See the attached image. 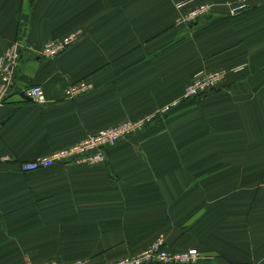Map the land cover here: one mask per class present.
<instances>
[{
  "label": "crops",
  "instance_id": "1",
  "mask_svg": "<svg viewBox=\"0 0 264 264\" xmlns=\"http://www.w3.org/2000/svg\"><path fill=\"white\" fill-rule=\"evenodd\" d=\"M74 32L55 58L22 51L0 108V264H108L157 237L194 264H264V0H0V55ZM33 85L46 104L22 97ZM139 119L102 163L20 168Z\"/></svg>",
  "mask_w": 264,
  "mask_h": 264
},
{
  "label": "built area",
  "instance_id": "2",
  "mask_svg": "<svg viewBox=\"0 0 264 264\" xmlns=\"http://www.w3.org/2000/svg\"><path fill=\"white\" fill-rule=\"evenodd\" d=\"M245 5L239 3L230 6V15H237ZM207 7H201L188 14L187 22H194L199 16L206 14ZM77 34H71L62 38L47 41L37 52L28 49L27 45L20 40L11 43L0 55V108L4 105L9 96L14 83L15 74L21 59L22 51L26 50L34 56L44 59H52L63 53L75 40ZM224 72L216 71L200 74L188 83L183 91V99H193L207 94L217 88L223 79ZM75 92L79 93L84 86H76ZM24 94L35 104L44 105L47 103L43 88L40 85L29 86L22 90ZM174 105V104H173ZM167 108L164 109V111ZM146 119L136 121L125 120L108 128L99 130L94 134L86 136L80 142L63 148L52 155L37 157L31 161L21 163L20 168L23 172H31L52 166L55 162L65 163H84L99 164L104 162V151L108 147L114 146L117 142L127 139L139 133L146 125ZM199 253L195 250L170 251L167 249L162 237L154 239L146 248L119 258L108 264H194L199 260ZM33 264V263H26ZM39 264H85L84 260L76 259L70 262L61 263L55 259L45 260Z\"/></svg>",
  "mask_w": 264,
  "mask_h": 264
},
{
  "label": "rangeland",
  "instance_id": "3",
  "mask_svg": "<svg viewBox=\"0 0 264 264\" xmlns=\"http://www.w3.org/2000/svg\"><path fill=\"white\" fill-rule=\"evenodd\" d=\"M229 4H227V6H228ZM201 7H207V11H209V10H211V8H212V6L211 5H209V4H202V5H199V6H197L196 8H194V9H192V10H190L189 11V13L191 12V11H193V10H195V9H198V8H201ZM230 6H228V8H229ZM188 13V14H189ZM207 13V12H206ZM205 14H203V15H201V16H199L197 19H199V18H201L202 16H204ZM187 17H188V15H187ZM187 17H186V23H188L187 22ZM196 19V20H197ZM190 23H192V22H190ZM71 34H77L78 36L75 38V40H74V42H76L78 39H79V34H78V32H74V33H71ZM71 34H68V35H71ZM67 36V35H66ZM62 38V37H61ZM73 42V43H74ZM72 43V44H73ZM71 44V45H72ZM216 72V71H215ZM125 121V120H124ZM121 122H123V121H121ZM120 123V122H119ZM118 124V123H117ZM115 125V124H114ZM113 126V125H112ZM108 128V127H107ZM88 136V135H87Z\"/></svg>",
  "mask_w": 264,
  "mask_h": 264
},
{
  "label": "water",
  "instance_id": "4",
  "mask_svg": "<svg viewBox=\"0 0 264 264\" xmlns=\"http://www.w3.org/2000/svg\"><path fill=\"white\" fill-rule=\"evenodd\" d=\"M22 97H23L24 99H26V100H30V99L26 96V94H24V93H22Z\"/></svg>",
  "mask_w": 264,
  "mask_h": 264
}]
</instances>
